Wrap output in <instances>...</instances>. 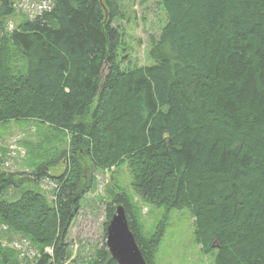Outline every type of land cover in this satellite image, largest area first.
Masks as SVG:
<instances>
[{
    "label": "trees",
    "instance_id": "trees-1",
    "mask_svg": "<svg viewBox=\"0 0 264 264\" xmlns=\"http://www.w3.org/2000/svg\"><path fill=\"white\" fill-rule=\"evenodd\" d=\"M32 1L50 7L0 39V124H46L67 133L70 152L36 167L48 178L67 160L53 206L32 191L0 200V225L38 251L25 264L70 259L67 230L88 174L121 165L145 204L189 211L213 264H264V0H158L166 23L150 64L127 68L118 0ZM11 14L0 0V30ZM113 203L152 264L158 238L139 237L125 195ZM0 264L21 262L0 244ZM85 264L116 262L101 249Z\"/></svg>",
    "mask_w": 264,
    "mask_h": 264
},
{
    "label": "rangeland",
    "instance_id": "rangeland-1",
    "mask_svg": "<svg viewBox=\"0 0 264 264\" xmlns=\"http://www.w3.org/2000/svg\"><path fill=\"white\" fill-rule=\"evenodd\" d=\"M22 0H9L12 14L3 20L0 39L21 23L32 20L38 12L25 11ZM120 20L114 22L122 33L125 51H120L122 68L147 66L152 41L157 40L166 16L158 0H118ZM123 59V60H122ZM107 73L104 66L102 78ZM70 152V137L38 121H10L0 124V176L10 178L12 185L1 188L0 200H14L23 191L40 193L48 205L53 206L57 181L65 171L66 161L62 158L48 171V178L38 179L36 167ZM89 171H92L89 170ZM88 175L85 194L80 209L67 230L65 245L70 259L65 264H85L101 249H106V228L109 223L108 210L116 195H125L132 205L139 237L146 243L158 238L153 252L152 264H213L214 253L204 252L194 238V218L188 210H173L166 214L163 208L145 204L131 188V178L125 165L117 170H93ZM114 197V198H113ZM114 212H112V215ZM160 232V235H158ZM0 244L18 253L21 264L34 262L38 251L21 234L10 232L0 225ZM51 254L52 249H44Z\"/></svg>",
    "mask_w": 264,
    "mask_h": 264
},
{
    "label": "water",
    "instance_id": "water-1",
    "mask_svg": "<svg viewBox=\"0 0 264 264\" xmlns=\"http://www.w3.org/2000/svg\"><path fill=\"white\" fill-rule=\"evenodd\" d=\"M106 247L116 264H146L129 229L126 212L122 205L115 207L114 214L107 225Z\"/></svg>",
    "mask_w": 264,
    "mask_h": 264
},
{
    "label": "built area",
    "instance_id": "built-area-1",
    "mask_svg": "<svg viewBox=\"0 0 264 264\" xmlns=\"http://www.w3.org/2000/svg\"><path fill=\"white\" fill-rule=\"evenodd\" d=\"M21 6L25 11L28 12H33L37 11L38 14L40 15L43 11H46L50 7V3L48 2H34V1H29V0H22L21 1Z\"/></svg>",
    "mask_w": 264,
    "mask_h": 264
},
{
    "label": "bare ground",
    "instance_id": "bare-ground-1",
    "mask_svg": "<svg viewBox=\"0 0 264 264\" xmlns=\"http://www.w3.org/2000/svg\"><path fill=\"white\" fill-rule=\"evenodd\" d=\"M45 12V11H44ZM32 21V20H31ZM15 201H16V199H15ZM119 205H122V204H119ZM118 206V205H117ZM123 206V205H122ZM124 207V206H123ZM125 209V208H124ZM146 262V261H145Z\"/></svg>",
    "mask_w": 264,
    "mask_h": 264
}]
</instances>
